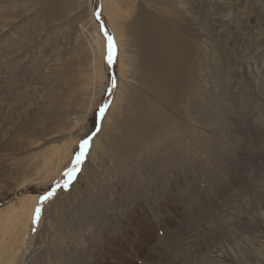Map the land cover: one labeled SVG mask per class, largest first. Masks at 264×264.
<instances>
[{
	"label": "rangeland",
	"instance_id": "374dc122",
	"mask_svg": "<svg viewBox=\"0 0 264 264\" xmlns=\"http://www.w3.org/2000/svg\"><path fill=\"white\" fill-rule=\"evenodd\" d=\"M90 2L0 0V264H264V0H196V41L166 91L147 89L139 63L122 72L123 93L145 96L124 121L110 112L120 41L142 60L145 39ZM32 195L28 237L6 249L8 215Z\"/></svg>",
	"mask_w": 264,
	"mask_h": 264
},
{
	"label": "bare ground",
	"instance_id": "6f19581e",
	"mask_svg": "<svg viewBox=\"0 0 264 264\" xmlns=\"http://www.w3.org/2000/svg\"><path fill=\"white\" fill-rule=\"evenodd\" d=\"M148 1L151 2L150 4H151V10L152 11L150 10L151 13H147L148 15L145 14L144 15V18L142 19L141 18V15H142V11H141L142 4H144V3L148 2ZM87 2H88L87 8L89 9L91 2H90V0H87ZM102 3L104 5V10H110L109 12H110L111 15L109 17L111 19L113 17V19L116 20V23L118 25H121L120 24V20L123 19L124 17L133 18L132 21H133V23L135 25L134 30H137V36H138V38H140V36H141V30H142V34H143L142 35V38L144 37V39H145V43L143 45V46H145V53H143L142 60L141 59L140 60L138 59L137 54H136V56H134V53H138V51H139V48L138 47H137L138 50L134 51V50L128 49V44H126L127 45V48L125 47V42H122V41H124V39H122L120 41V47H121L120 49L121 50H120V58L119 59H120V63H121L120 64L121 70L119 72V75H120L119 90H118V92L116 94V97H115L116 99L113 98L114 99L113 105L110 106V108H111L110 109V112L111 111L113 112L114 108L116 107L115 110H114V114L116 112H118V115H120V116L122 115L123 121H124V116L127 117V114L131 116L130 118H133L134 119L135 118L134 114L137 112V109H141L142 110L145 107V102L142 103V99H143L142 96L143 97H145V96L144 95L140 96V94H138V95H136V96L133 97V95L131 96L130 94L128 95V94L123 93V90L124 89L122 90V88H123L122 85L124 83V80L121 77V74H123L122 72L123 71L124 72L125 71H128L130 73H134L133 72L134 69H132L131 67L132 66H135L136 67L137 66V63H139L138 64V67L139 68H138V70H135V71H140V73L142 72L143 77H144L143 79H145L144 83L145 84L148 83V85H146V86H148L147 89L150 88L153 91H156L157 93L166 91L167 90L166 86H167L168 83H170L169 82V80L171 79L170 78V75L178 74L182 63L184 62V56H186V54L188 53L189 48L194 44V41H196L195 33L193 32L195 28H192L193 25H195V22L197 21L196 16H194V13H196V5H197L196 4V0H171V1L170 0H166V1L165 0H102ZM183 15L186 16V17L185 16L184 17H185L187 23L185 21L183 22V19H184V17H182ZM48 17L55 20V19H57L58 14L57 13H50V15H48ZM44 20H45V18H44ZM79 22H80V20H79ZM93 23H94V21H93ZM185 24H186V26H185ZM83 25L84 24L82 22V24L80 25V28H79L81 32H84L85 31L84 28H83ZM185 27H187L186 30H185ZM91 29L93 31H95V33H96L95 35H96V39L97 40H96L95 47H99L100 46L98 48L99 50L102 47V49L100 50V53L98 55L99 56V59H101L102 58L101 55H103L102 52H103V49H104V46H103L104 41L98 35V33H97V27L96 26L93 25ZM98 38L101 40V42H100V40ZM26 41H28V40H26ZM27 52H28L27 47L26 48L24 47L23 49L19 50V53L20 54H18L16 56V59L20 60L21 58H25ZM96 55L97 54H95V52H94L93 54L91 53L90 56H89L88 64L90 65V68H92V69H96L97 68V64L96 63H97L98 58L96 57ZM122 62H123V65H122ZM244 64H245V62H244ZM244 64H243V66H244ZM245 66H246V64H245ZM240 68H241V65H240ZM88 74H89V72H88ZM98 75H100V74L98 73ZM90 76H91V74H90ZM130 77H133V75H130ZM94 78L96 79V77H94ZM65 79L67 81H69V78H67V76H65ZM79 79H80V77H79ZM81 80H82V78H81ZM85 83H86V81H85ZM133 86L135 87V85H133ZM124 87H126V86H124ZM91 88H92V86H91ZM129 88H130V84H129ZM131 89H132V87H131ZM122 94H125V96H123ZM54 97H56V95ZM138 99H139V101L141 103H138ZM52 100H50V101H52ZM131 102L132 103L133 102H137V104H138V108L136 107V110L135 111H133L134 109L132 111L129 110V109H131V107H133V106H131V104H130V108H128V103H131ZM233 105H234V103H233ZM108 115L106 116L107 118H108ZM82 116L84 118L85 117V114H83ZM112 117H113V115H112ZM152 117H154V116H152ZM209 125H211V124H209ZM102 127H104L103 123H102ZM102 134H103V129L100 130V135L99 136L97 135L96 138L94 137V142L92 143V147L94 145H97L98 144V140H99V138L102 137L101 136ZM102 143H103V141H102ZM100 145H101V143H100ZM96 148H98V147H96ZM66 149L67 150L64 151L65 154L63 153L64 148H63V150L60 151V153L58 155V156L61 157L60 160L63 159L65 161L66 158H68V155L69 156L71 155L72 146L69 149L68 148H66ZM84 170H83V172H84ZM58 172L55 175H57ZM189 172H190V170H189ZM55 175H53V177ZM118 181H119V179H118ZM125 197H126V194H125ZM26 198H24V199H26ZM36 198H37L36 196H33L32 195L31 198H29V199H26V200H23V201L21 200L22 201L21 204L18 207H16V208L14 207L15 210L12 211L8 215L9 216V219H10V227L6 231L7 232V239H5L6 240L5 241V248L6 249H8L7 246H11L13 248L14 247V244L17 243V241H20V243H22L23 242V239L28 237V235H26V233L29 231V228H30V221H31L30 218H31L33 206H34V204L36 202L35 201ZM55 201H57V199ZM152 208H153V206H152ZM130 210H132V209H129V211ZM4 211H6V210H4ZM124 211H125V209H124ZM130 212H132V211H130ZM125 213H127V212H124L123 213V216L125 218H128V215H126ZM121 223H122V225H124V227H128V226L131 225L130 222L123 221ZM187 232H186V235H187ZM178 234L177 233L175 234L176 237H177ZM179 236H181V235H178V237ZM140 238H142L141 237V234H139L137 237H132V240L135 239V241L138 242V240ZM188 238H190V237H188ZM121 239L122 238L120 237L119 240H121ZM164 239H162V240L159 239L160 241L153 248V252L156 249H158L159 246H161V245L164 244V242H163ZM190 240H191V238H190ZM173 255H174V253H173ZM144 262H145L144 264H148V261L147 262L144 261Z\"/></svg>",
	"mask_w": 264,
	"mask_h": 264
},
{
	"label": "snow or ice",
	"instance_id": "6c2138e0",
	"mask_svg": "<svg viewBox=\"0 0 264 264\" xmlns=\"http://www.w3.org/2000/svg\"><path fill=\"white\" fill-rule=\"evenodd\" d=\"M111 48H112L111 37H109V50H110V51H111ZM109 61H111V55L109 56ZM103 111H104V109L101 108V109H100L101 114L103 113ZM93 135H95V133H93ZM89 139H90V137L87 138V139H85V140H83V141L81 142V146H80L81 150H80V152H79V153L76 155V157H75V160H74V163H75V164H79L80 161H81V159L83 158V155H84V149H85V147L88 145V143H89ZM76 171H78V169L75 168V167L66 170V172H65V176L67 177V179L64 180L63 185H62L63 187L67 188V186H68V184L70 183V181L74 178V173H75ZM57 187H61V185H57ZM52 195H53V192H52V191H49V192L45 193L44 195H42V196L40 197V201L43 202V201L47 200V199H48L50 196H52ZM40 212H41V209H40L39 206H37V208L35 209V212H34V214H33V223H34V224L38 221V219H39V215H40Z\"/></svg>",
	"mask_w": 264,
	"mask_h": 264
}]
</instances>
